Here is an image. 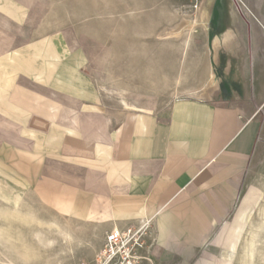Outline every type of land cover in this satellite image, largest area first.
<instances>
[{"label": "crops", "instance_id": "1", "mask_svg": "<svg viewBox=\"0 0 264 264\" xmlns=\"http://www.w3.org/2000/svg\"><path fill=\"white\" fill-rule=\"evenodd\" d=\"M114 3L0 0V264H53L51 223L96 248L54 255L76 264L146 220L153 264H220L223 228L246 231L262 202L241 194L264 153V27L232 0L195 14L151 1L143 90L176 94L116 112L104 90L116 41L132 38L116 32Z\"/></svg>", "mask_w": 264, "mask_h": 264}, {"label": "rangeland", "instance_id": "2", "mask_svg": "<svg viewBox=\"0 0 264 264\" xmlns=\"http://www.w3.org/2000/svg\"><path fill=\"white\" fill-rule=\"evenodd\" d=\"M151 1L155 0H114L116 32L131 34L132 38L131 41H116V57L111 58L112 60H115V64H111L112 66L115 65V83L113 84V81L111 80L110 88L104 90L108 102L116 112H121L123 110H138L141 106V102L143 103V95L145 96L146 94L151 97L152 100H155L157 96L163 94V98H161L164 102L173 98L176 94V92H170L167 94L168 90H156L155 88L143 90V32L150 33L155 31V26L151 23V13L148 11L144 15L147 17L143 18V6L150 5ZM232 1L236 3L239 13L242 16L251 19L253 22L259 23L264 27V0ZM100 6L102 16L103 12L107 11L106 8H103L107 7V4L104 5L101 2ZM103 60L105 64H107V56H105ZM149 65L154 66V63ZM108 122H110V120H108ZM251 174L252 179L241 194L242 196L249 189L255 190L257 194L264 193V153L253 167ZM233 215L234 212L232 216ZM64 227H68L69 230H72L71 234L74 237V241L71 245H63L61 242V250H54L60 239L62 241V238L56 232H49L51 236L50 238L56 240V244L52 247L53 264H56L54 255L59 256L60 253H67L69 257H72L75 256L76 251L82 247L95 251L96 248L90 244V242L76 235V231L71 225ZM225 228L226 227L223 228L222 234L217 239L218 241L222 240L219 249V256L221 259L220 264H235L236 261L239 264H253L248 261L245 262L243 256L241 257L239 254L242 250V245H239L237 252L232 251L230 245L233 242L235 235L234 232H227ZM257 259L262 261L264 259V235L261 244L259 245L258 253H256V261ZM64 264H71V262L68 260Z\"/></svg>", "mask_w": 264, "mask_h": 264}, {"label": "built area", "instance_id": "3", "mask_svg": "<svg viewBox=\"0 0 264 264\" xmlns=\"http://www.w3.org/2000/svg\"><path fill=\"white\" fill-rule=\"evenodd\" d=\"M184 12L195 14L202 0H184ZM153 223L142 221L136 227L106 234L102 248L90 258H79L76 264H153V245L149 242Z\"/></svg>", "mask_w": 264, "mask_h": 264}, {"label": "bare ground", "instance_id": "4", "mask_svg": "<svg viewBox=\"0 0 264 264\" xmlns=\"http://www.w3.org/2000/svg\"><path fill=\"white\" fill-rule=\"evenodd\" d=\"M203 15V14H202ZM202 17V16H201ZM202 21V20H201ZM199 22H200V20H199ZM196 23H198L197 21H196ZM195 23V24H196ZM211 71V70H210ZM212 75H213V73H211ZM208 75H210V73L208 74ZM211 75V76H212ZM206 76H207V74H206ZM213 77V76H212ZM208 78H209V76H208ZM203 79V78H202ZM213 80V79H212ZM202 82V81H201ZM207 83H209V82H207ZM205 85V84H204ZM207 85V84H206ZM203 86V85H202ZM200 87V86H199ZM205 88V87H204ZM207 89V88H206ZM199 90H201L200 88H199ZM199 90H197V91H199ZM204 90V89H203ZM194 91H196V90H194ZM201 92V91H200ZM192 93V92H191ZM199 93V92H198ZM202 93V92H201ZM201 93H199V94H201ZM193 94V93H192ZM196 96H198V94H196ZM207 96V95H206ZM2 211H3V209H2ZM7 213V212H6ZM19 213H20V211H19ZM25 214H26V212H25ZM33 215H35V214H33ZM16 216V215H15ZM14 216V217H15ZM19 216V215H18ZM17 217V216H16ZM25 218H27V217H25ZM36 218L37 219H39L37 216H36ZM17 219V218H16ZM23 219V218H22ZM34 219V218H33ZM17 220H19V218L17 219ZM24 220V219H23ZM23 220H21V221H23ZM36 220V219H35ZM28 221H30V220H28ZM40 221V220H39ZM42 221V220H41ZM26 222V223H25ZM37 222V221H36ZM24 223L27 225V223H28V225H31V224H33L32 223V221H31V223L29 224V222H27V219H26V221H24ZM35 223V222H34ZM43 223V221L42 222H40V224H42ZM48 224H50V223H48ZM36 225H37V223H36ZM39 225V224H38ZM44 226H45V224H44ZM2 228V227H1ZM46 229V228H45ZM226 229V231L227 232H234V235H235V237H234V240H233V242L231 243V245H230V248L232 249V251H234V252H237V248L239 247V245H242V250L240 251V255H241V257L243 256V260L246 262V261H248L249 263H255L256 262V253H258V249H259V245L261 244V241H262V239H263V235H264V197H263V199H262V202H261V204H260V206H259V208H258V210H257V212H256V214H255V216H254V218H253V220L251 221V223L249 224V227L247 228V230L246 231H244V232H238V231H235V230H232V229H230L229 227H226L225 228ZM3 230V229H2ZM37 230L35 229V231L34 232H36ZM47 231V230H46ZM4 232H6V231H4ZM10 232V231H9ZM33 232V233H34ZM50 233H52V232H56V233H58V235H60L62 238H63V240H64V242H66L67 244H72L73 243V241H74V237H73V235L71 234V232H72V230H69L68 229V227L67 228H65L64 226H62V225H60V224H57V223H51V225H50V231H49ZM16 234V233H15ZM14 233H13V235H15ZM34 234H36V233H34ZM2 235H4V234H2ZM1 235V236H2ZM9 235V234H8ZM13 235H9V236H13ZM19 235H22L21 234V232H19ZM19 235H16L15 237H17V236H19ZM43 235V234H42ZM4 237V236H3ZM2 237V238H3ZM7 237V236H6ZM14 237V238H15ZM34 237V236H33ZM46 237H47V234H46ZM45 237V238H46ZM41 238H42V236H41ZM5 239V238H4ZM2 240V239H1ZM5 241V240H4ZM3 241V242H4ZM9 241V240H8ZM15 241V240H14ZM43 241V240H42ZM47 241V240H46ZM9 242H11V241H9ZM37 242V241H36ZM43 242H45V241H43ZM55 242H56V240L54 239V238H50V239H48V241H47V243L48 244H51V246L53 247L54 246V244H55ZM2 243V242H1ZM11 243H13V242H11ZM11 243H8V244H10V245H14V244H11ZM242 243V244H241ZM3 244V243H2ZM5 244V243H4ZM39 244V243H38ZM66 244V245H67ZM24 245H26V244H24ZM45 245V244H44ZM4 246H7V245H4ZM27 247H28V245H27ZM15 248V247H14ZM7 249V248H6ZM8 249L9 250H11L12 249V246H11V248H9V246H8ZM31 249V248H30ZM17 250V249H16ZM32 250V249H31ZM34 250H37V249H33L32 250V254H33V251ZM63 250V249H62ZM72 250V249H71ZM18 251V250H17ZM14 252V251H13ZM35 252V251H34ZM16 253V252H15ZM15 253H13V254H15ZM27 253V252H26ZM30 253H31V251H30ZM72 253V252H71ZM20 254V253H19ZM28 254H29V252H28ZM27 254V255H28ZM32 254H31V256H29L28 255V257H29V259L31 258V257H33L32 256ZM38 254V253H37ZM59 254V253H58ZM33 255H35V253L33 254ZM18 256V255H17ZM38 257V256H37ZM19 258V257H18ZM34 258H36V255H35V257ZM22 259V258H21ZM33 260V259H32ZM32 260H31V262H32ZM264 260V259H263ZM24 261V260H23ZM33 261H35V260H33ZM25 262V261H24ZM23 262V263H24ZM31 262H29L28 261V263H31ZM27 263V262H26ZM264 264V263H263Z\"/></svg>", "mask_w": 264, "mask_h": 264}]
</instances>
